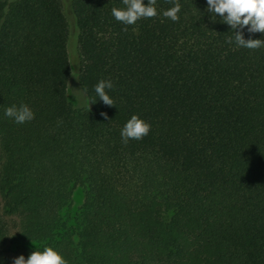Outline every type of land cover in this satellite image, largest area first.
Segmentation results:
<instances>
[{"label": "trees", "instance_id": "16d2710c", "mask_svg": "<svg viewBox=\"0 0 264 264\" xmlns=\"http://www.w3.org/2000/svg\"><path fill=\"white\" fill-rule=\"evenodd\" d=\"M68 2L83 109L67 98L62 0H0V264L44 247L66 264H264V45L226 43L205 0H175V22L155 0L127 26L121 0ZM14 104L34 118H5ZM133 114L150 130L124 143Z\"/></svg>", "mask_w": 264, "mask_h": 264}, {"label": "clouds", "instance_id": "9594fccd", "mask_svg": "<svg viewBox=\"0 0 264 264\" xmlns=\"http://www.w3.org/2000/svg\"><path fill=\"white\" fill-rule=\"evenodd\" d=\"M121 2L124 7L111 9V15L125 26L133 25L138 19L157 15L153 7L155 0H146V3H142V0H121ZM205 4V10L210 16H219L222 23L232 31L233 37L226 43L247 49H257L264 45V41L260 39H245L241 31L264 34V0H205ZM179 11V3L173 0V6L163 11L161 15L175 22ZM112 88L113 83L110 80H99L94 85L93 91L104 105L113 106V101L106 92ZM89 102L91 101L89 100L88 104ZM3 116L10 118L15 124H24L34 118V113L25 104L19 106L14 104L3 109ZM149 130V124L133 114L124 123L119 134L122 142L127 143L128 140L142 139ZM12 264H66V261L53 248L44 247L42 251H31L27 258L22 255L15 257Z\"/></svg>", "mask_w": 264, "mask_h": 264}, {"label": "rangeland", "instance_id": "374dc122", "mask_svg": "<svg viewBox=\"0 0 264 264\" xmlns=\"http://www.w3.org/2000/svg\"><path fill=\"white\" fill-rule=\"evenodd\" d=\"M62 9L68 22V54L71 64L70 75L67 80V98L75 109H83L89 106L87 97L81 90L77 81L78 55H77V29L71 14L68 0H62ZM81 192L75 189L71 195L69 206L64 209V213L72 216L81 202Z\"/></svg>", "mask_w": 264, "mask_h": 264}]
</instances>
